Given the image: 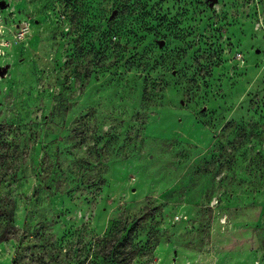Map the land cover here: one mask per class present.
<instances>
[{
  "label": "rangeland",
  "instance_id": "rangeland-1",
  "mask_svg": "<svg viewBox=\"0 0 264 264\" xmlns=\"http://www.w3.org/2000/svg\"><path fill=\"white\" fill-rule=\"evenodd\" d=\"M0 264H264V0H0Z\"/></svg>",
  "mask_w": 264,
  "mask_h": 264
},
{
  "label": "trees",
  "instance_id": "trees-1",
  "mask_svg": "<svg viewBox=\"0 0 264 264\" xmlns=\"http://www.w3.org/2000/svg\"><path fill=\"white\" fill-rule=\"evenodd\" d=\"M145 8H146V5H145ZM119 14L121 15L122 12L119 13ZM111 33H112V37L116 38L120 33H122V30H120V29H118V28H114V30L111 31Z\"/></svg>",
  "mask_w": 264,
  "mask_h": 264
}]
</instances>
